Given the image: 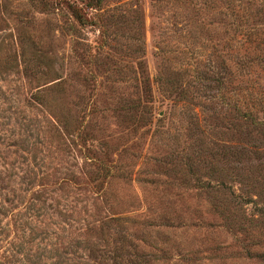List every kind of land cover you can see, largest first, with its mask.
I'll list each match as a JSON object with an SVG mask.
<instances>
[{
	"label": "rangeland",
	"instance_id": "374dc122",
	"mask_svg": "<svg viewBox=\"0 0 264 264\" xmlns=\"http://www.w3.org/2000/svg\"><path fill=\"white\" fill-rule=\"evenodd\" d=\"M177 6L0 0V264H264V190L207 157L234 113L158 79L215 63Z\"/></svg>",
	"mask_w": 264,
	"mask_h": 264
},
{
	"label": "trees",
	"instance_id": "16d2710c",
	"mask_svg": "<svg viewBox=\"0 0 264 264\" xmlns=\"http://www.w3.org/2000/svg\"><path fill=\"white\" fill-rule=\"evenodd\" d=\"M174 1L182 5L178 8H184L190 15L186 26L188 34H202L210 43L213 42L209 55H212L215 63L211 64V60L202 63L198 59L190 63L177 59L174 62L177 76L175 74L173 80H168L167 76L158 79L164 84L169 83L170 89L182 95L179 101L185 100L187 105H199L211 111V123H207L209 130L219 119L231 114L217 116L222 111L234 113L221 126L227 129L226 133L222 131L226 138L216 142L207 152V157L212 159L209 160L210 164L213 160L221 161L225 167L232 169L227 174L229 186L232 182L242 185L237 188L239 193L231 192L233 198L254 203L255 199L244 191L251 185L264 190V0ZM214 30H220L217 37L215 33L211 34ZM166 52L163 50V53ZM195 62L201 63V68ZM185 73L189 75L186 84L193 91L189 100L184 98L185 84L180 85V76ZM212 104H218L219 110ZM138 108L140 110L137 104L135 110ZM141 108L146 109L145 106ZM258 113L261 117L257 116ZM216 119L217 122L213 123ZM221 167L209 165L208 172L212 175L219 170L216 186L225 188L227 185L222 178L224 174L220 173ZM202 184L212 186L210 181ZM224 203L231 204L228 199ZM260 210L264 213V202L255 209V218L261 222L263 219L258 215ZM113 262L117 264L119 261L114 259Z\"/></svg>",
	"mask_w": 264,
	"mask_h": 264
}]
</instances>
